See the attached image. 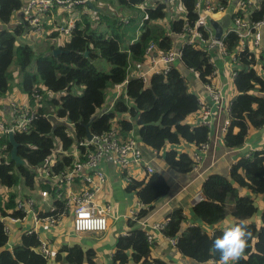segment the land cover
I'll list each match as a JSON object with an SVG mask.
<instances>
[{"label": "trees", "instance_id": "obj_1", "mask_svg": "<svg viewBox=\"0 0 264 264\" xmlns=\"http://www.w3.org/2000/svg\"><path fill=\"white\" fill-rule=\"evenodd\" d=\"M24 1L0 0V102L11 88L8 68L12 62H15L21 75V92L29 97L36 89L41 100L36 107L29 98L36 110V118L27 132L14 134L17 154L26 166L16 165L11 160L8 136L0 134V217L22 216L15 208L18 196L15 189L21 184L29 190L47 188L37 178V170L52 154L56 143L60 144L61 151L68 153L74 143L83 141L84 125L93 116L96 117L89 125L92 135L106 133L113 124L121 138L135 129L136 139L141 146L163 152L162 160L168 169L190 174L193 161L189 153L179 147H199L208 140L211 132L201 123L186 122L200 108L197 96L189 91L176 67L165 75L151 76L147 83L133 70L143 62L149 43L169 50L173 45L171 34L182 33L185 27L194 23L197 18L194 8L196 0H179L182 17L174 18L168 16V5L159 0H91L93 3L113 5L117 9L110 12L104 6L99 12H93L88 7H78L79 20L62 45L54 42L58 32L52 28L56 23H42L46 30L44 41L49 45L37 55L27 43L15 47L16 39L28 30L26 23L9 26L12 16L21 9ZM149 1H154V6ZM213 1L226 8L232 2ZM138 6L143 7L144 12ZM124 9L135 10L137 14L130 17L122 15ZM144 13L146 18L136 25ZM94 16L97 21L93 19ZM248 17L251 21L264 20V0L260 1L257 9L248 11ZM138 26L141 31L137 38H133L126 48L122 47L120 42L125 41L126 36L134 33ZM223 44L227 54H234L232 64L235 69L230 82L233 96L227 114L228 123L218 154L242 147L250 129L264 127V48L259 51L239 48L238 38L233 33L225 36ZM55 49L68 52L53 56ZM180 50V65L196 72L202 83H209L214 71L211 55L186 43L181 45ZM96 60L103 61L110 70L102 71ZM30 65H34V71H30ZM123 81L127 82L125 97L121 95L112 108L107 109L106 90ZM77 88L81 89L80 93ZM44 91L51 96L47 102H43ZM234 153V162L228 169L225 168L226 174H208L201 183V200L193 205L192 212L203 227L191 225L182 230L185 220L182 207L176 206L166 213L169 221L162 229V235L174 238L178 253L194 264L219 259V254L213 253L211 245L224 230L215 226L228 215L233 223L244 221L251 232L244 257L229 264H264V205L258 214L261 225L250 221L258 213L255 198L264 195V150ZM69 162L70 157L63 155L55 172ZM124 191L134 194L137 201L145 206L136 216V220H141L154 211L155 203L168 194L169 187L161 172L154 171L141 179L130 178L125 183ZM228 201L232 202V207H229ZM53 206L55 210L52 212L39 211L38 215L57 214L61 203L55 201ZM136 220L127 219L128 231L116 237L109 263L167 264L157 258L148 259L152 244L148 243L144 230ZM205 226L212 229L207 232ZM7 241L8 235L0 220V264H47V259L36 251L40 242L35 233L22 234L19 243L11 249L7 247ZM55 260L60 264H96V252L77 244L62 245L55 254Z\"/></svg>", "mask_w": 264, "mask_h": 264}, {"label": "built area", "instance_id": "obj_2", "mask_svg": "<svg viewBox=\"0 0 264 264\" xmlns=\"http://www.w3.org/2000/svg\"><path fill=\"white\" fill-rule=\"evenodd\" d=\"M87 1L90 0H26L21 7L22 17L16 24L26 23L27 33L43 37L46 30L42 27V19L52 11L58 10L60 11L58 16L65 15L66 18L62 23L54 25L52 30L57 31L59 36L67 38L74 28L75 22L79 20L78 7L87 8ZM252 5L251 0H236L232 10V25L225 29L221 40L216 41L207 17L220 18L227 8L217 1L196 0L194 8L197 18L194 23L185 27L182 33L171 34L173 45L169 50L149 43L144 51V60L138 65L139 71L135 75L147 83L153 75L167 74L172 66L180 61V47L186 43L211 55L210 62L214 68L212 77H214L216 65L213 55L220 59L226 57L231 60V63L235 61L234 54H227L223 44V39L229 33L237 36L239 48L262 50L264 47V20H249L248 11ZM179 6L181 7L180 1ZM137 8L144 12L143 7L138 6ZM145 18L144 13L141 16V21ZM93 19L98 20L96 16ZM192 73L198 78L196 72L192 71ZM233 75L234 72L231 73V77ZM125 83L126 81L115 85L116 90L119 91L116 92L114 99L119 97L120 89ZM203 84L211 105L200 104L199 123L209 127L211 132L208 140L196 147L190 156L193 161L192 171L195 173H198L202 168L209 151L211 152L209 166H214L218 162L217 150L223 143L222 135L228 123V119L223 118L222 113L228 114L230 104L224 91L226 83L221 84L220 87L213 84L212 80ZM29 98L34 101V105L37 107L41 100L39 91L33 90L29 97L26 96L23 101L14 97L7 99V111L0 108V134H7L9 131L15 134L29 130L30 124L36 118V110L31 106ZM118 131L116 125L113 124L106 133L92 135L89 141L86 139L77 141L68 153L61 151L60 144L56 143L55 149L47 159V166L44 169L40 167L36 173L37 178L43 181L47 188L28 189L27 195L24 192L18 193L15 208L22 213V216L0 217L4 232L10 236L12 224L22 222L29 216L33 225L25 231L26 234H36V228L39 226L58 227L64 219H68L72 233L76 236L83 233L105 232L109 226L108 220L112 216V205L104 197L107 177L98 167L100 160L106 153L112 154L120 178L125 183L130 180L128 173L131 170H143L145 175L154 172L151 162L144 160L133 130L125 138H121ZM63 155L69 156L70 162L55 172L56 165L61 161ZM198 199L201 200L200 195ZM49 201L51 202L49 203ZM55 201L61 203V209L57 214L43 217L38 215L39 211L52 212L55 210L53 206ZM42 206H46V208L41 209ZM142 208L145 206L137 202L136 208L128 211V219L136 220L137 213ZM168 221V217H165L162 221L148 226L145 218L136 220L139 227L144 230L149 244L154 242L155 234H160ZM167 239L170 245L175 247L176 240L174 238ZM38 240L40 243L36 251L47 261L52 259L54 250H52L51 242L41 238Z\"/></svg>", "mask_w": 264, "mask_h": 264}, {"label": "crops", "instance_id": "obj_3", "mask_svg": "<svg viewBox=\"0 0 264 264\" xmlns=\"http://www.w3.org/2000/svg\"><path fill=\"white\" fill-rule=\"evenodd\" d=\"M159 1L166 3L168 5L170 10L168 16H171L173 18L182 17V9L179 6V0H159ZM251 1L253 4L251 6L252 7L251 9H257L261 0H251ZM232 2H236V0H232ZM176 4L177 6H175ZM100 5H102V8L104 6H107L104 2L94 3V6H96L101 10ZM152 6H154V1L152 2ZM114 7L115 6L113 5L107 6L110 12H112L113 9H117ZM178 8H180L181 10H178ZM129 12L128 10L125 9L121 11L122 15L123 14L128 15ZM59 13L60 11L54 10L50 14L45 15V17L42 19L43 23L46 25H50L51 21L56 24L62 23L63 20H65L66 16L62 15L61 17H59L58 16ZM21 15H22L21 9L18 12L14 13L10 25L11 26L15 25L22 17ZM163 23L167 28L166 21H164ZM27 34L30 35V39L32 40L31 43L33 44L32 48L34 50H36L35 47L38 45L37 44L38 41H41V43H45L44 41L45 34L43 37L42 35L36 37L32 33H27ZM57 38H64V37L63 36L59 37L58 35ZM27 41H29L28 38ZM63 43L64 41L60 45H62ZM45 48L46 47H43L41 50H44ZM213 59L216 65V74L212 78V83L218 87H220L221 84L226 83L227 85L224 87V91L227 99L230 101L233 96V92L230 89L231 73L234 71L235 68L231 63V60L226 57L220 59L215 55H213ZM99 65L102 68L103 66H105L104 72H108L110 70V67L107 64H105L103 61H99ZM175 67L184 77L189 91L197 96L199 100V104L208 103L209 105H211L210 100L207 94L205 93L204 84L193 75L192 71L186 70L184 66L180 65V63H176ZM133 71L134 72L139 71L138 65L135 67V70ZM19 82H20L19 80H16V82L12 84V87L9 90V92L6 94V96L1 100L0 105L2 107L0 108H2L3 110L7 111L6 102L8 98L14 97L21 101H23L26 98V95L23 94L18 87ZM114 96L115 93L113 87L108 88L106 90V108H108V105L109 103H111V100ZM200 111L201 109L199 108V110L196 113L192 114L186 119V122L190 124H198L200 122L199 120ZM222 117L227 118V114L223 112ZM133 132L136 137L137 136L136 130L134 129ZM143 148L141 149V151L144 160L151 162L154 171L155 170L157 171V168H159L158 171H160L161 174L164 176L167 185L169 187L168 194L160 198L155 203L154 211L151 212L147 217H145L146 224L150 226L156 222L158 223L162 221L163 218L166 217V213L168 211H170L172 208L176 206H179L182 207L183 214L185 216L184 223H182V227H181L182 230L185 229L187 226H191V225H200L203 227L204 226L203 223H201V221L192 212L193 205L196 202L200 201V199H198V196L199 195L201 196L200 186L202 181L206 178L208 174L217 172V171H211V169L216 167L223 158H227V157L229 158V160L224 162L222 165V167L228 169L229 166L234 162V155H233L235 154L234 152L240 153L249 150L264 149V127L260 129H250L244 145L238 148L237 151L236 150H234L233 152L224 151L218 154L219 151L218 149L217 150L218 162L211 167L209 166L210 155H211V152L209 151L205 159V162L198 173H195L193 171H191L190 174H180L177 172H173L164 165L162 160L163 152H156V151L154 152L153 150H149L145 147ZM179 149L188 152L189 155L191 156V154L196 150V147L194 145H180ZM98 167L101 168L107 176V183L104 189V197L110 203L112 202L114 207L112 208L113 217L110 216L108 220L109 223L108 229L103 233H83L80 236H76L72 233V229L70 223L68 222V219L62 220L59 226L55 228H44L43 226L37 227L36 234L38 238L49 240L52 245V250H54V256L52 259L47 261V264H60L55 260V254L57 253V251L61 248L62 245L71 246L75 244L79 245L83 249H88V248L94 249L96 252V264H110L109 261L111 258V254L113 252L112 250L116 237L119 234H125L128 231V227L126 224V221L128 219L127 214L129 210L136 208V203L138 201L134 194L132 193L129 194L124 191L125 183L123 182V180L120 179V174L114 163L112 154L106 153L105 156L100 160ZM128 175H130L131 178L141 179L145 174L143 170L134 169L131 170V172H129ZM19 188H21V186H19ZM24 189H25L24 191H26L24 193L27 195L28 189L25 187ZM15 190L17 191L18 188H16ZM257 198L259 199L261 205L258 208V213L256 214L258 216L261 207L264 205V195L259 196ZM228 205L229 207H232V202L228 201ZM252 219L253 217L250 220ZM227 223H233V219L230 215H228L223 222L215 226V228L224 229ZM32 225L33 223L31 221L30 216L26 217V219L22 222L12 224V232L11 235L8 236L7 247L11 249V247L19 243L21 235L25 234V231L30 229ZM205 228L208 230V232L210 231V229H212V227H207V226H205ZM85 236L88 237L87 238L88 241H83ZM97 239L99 241H102L100 242L99 245L95 243ZM106 250L108 251L106 252ZM153 258L160 259L166 262L167 264H194L191 260L181 256L180 253H178V251L176 250V248L170 245L167 237L163 236L161 233L155 234L154 242L152 243V248L150 249L149 252L148 259L152 260ZM98 259L99 261H97ZM205 264H209V262Z\"/></svg>", "mask_w": 264, "mask_h": 264}, {"label": "clouds", "instance_id": "obj_4", "mask_svg": "<svg viewBox=\"0 0 264 264\" xmlns=\"http://www.w3.org/2000/svg\"><path fill=\"white\" fill-rule=\"evenodd\" d=\"M139 27L140 26H138V28ZM179 62H176V63H179ZM175 64L172 67H175ZM134 74H136V72ZM124 87L125 85L120 89L119 97H117L116 99H114V97L112 98L111 103H109L108 105L109 109L112 108L113 104L121 97V95L125 97ZM113 89H114L115 94L116 92L119 91V90L118 91L116 90L115 86L113 87ZM129 177L131 178V176ZM250 238H251V232L249 230L248 225L244 221H240L236 223H227L222 234L220 236H217L213 240L212 245H211V249L213 253L219 254V259L217 261H210L209 264H229L230 261H239L242 257H244L245 250L248 247V240Z\"/></svg>", "mask_w": 264, "mask_h": 264}, {"label": "rangeland", "instance_id": "obj_5", "mask_svg": "<svg viewBox=\"0 0 264 264\" xmlns=\"http://www.w3.org/2000/svg\"><path fill=\"white\" fill-rule=\"evenodd\" d=\"M108 6H110V5H108ZM175 6H177V4L175 5ZM100 8L101 9H103L102 8V5H100ZM178 10H181L180 8H178ZM129 12V11H128ZM135 14H137V12L135 11V10H132V11H130L129 13H128V17H130V16H134ZM142 21H141V19H139V22L138 23H136V25H138V24H140ZM11 24V23H10ZM140 31H141V29H140V27L139 28H137L136 29V31L134 32V33H130V34H128L127 36H126V38H125V41H121L120 42V45L122 46V47H124V48H126V46L128 45V43L129 42H131V41H133V38H135V37H137L138 35H139V33H140ZM134 34H135V37H134ZM60 37V36H59ZM27 38H28V40L30 41H27ZM67 39L68 38H66V37H64V38H56V40L54 41L56 44H61L63 41L65 42V41H67ZM32 42V40L30 39V35H28L27 34V32H25V33H23L21 36H19L17 39H16V42H15V47H17V45H19V44H29L31 47L33 46V44L31 43ZM32 45H31V44ZM37 46L35 47V54L37 55V54H39L42 50V48L43 47H46V44L47 45H49L48 44V42L46 41V44L45 43H41V41H38L37 42ZM39 48V49H38ZM95 63L98 65V67L102 70V71H104V69H105V66H103V68L99 65V60H96L95 61ZM29 69H30V71H34L35 70V68H34V65H30V67H29ZM8 72H9V74H10V79H9V84H10V87H12V84L13 83H15L16 82V80H19L20 81V79H21V75L19 74V72H18V68H17V66L15 65V62H12V64L9 66V68H8ZM18 87H19V89H20V86H19V84H18ZM11 89V88H10ZM78 89V91H79V93H80V91H81V89H79V88H77ZM21 91V90H20ZM51 96L49 95V94H47L46 93V91H44V93H43V102H47V99L48 98H50ZM49 106V105H48ZM50 106H53L52 104H50ZM51 117H52V115H51ZM143 148V146L141 147V149ZM144 149V148H143ZM218 156V155H217ZM229 160V158L227 157V158H223L219 163H218V165L216 166V167H214L213 169H211V171H217V172H219L220 174H226V170H225V168L224 167H222V165H223V163L224 162H226V161H228ZM47 164H48V160H46L45 161V163L43 164V165H41V168L42 169H44L46 166H47ZM159 170V168H157V171ZM156 171V170H155ZM158 172H160V171H158ZM25 189H24V186L21 184V188H18V190L16 191V193L18 194V193H23V192H26V191H24ZM255 205L259 208L261 205H260V201H259V199L256 197L255 198ZM51 201H49V203H50ZM111 205H112V208H114L113 207V204H112V202H111ZM46 208V206H42L41 207V209H45ZM257 214V213H256ZM113 215V214H112ZM113 217V216H112ZM250 221H253L257 226H260L261 225V222H260V220H259V218H258V216L257 215H254L253 216V219L252 220H250ZM11 228H12V226H11ZM81 235V234H80ZM80 235H78V236H80ZM82 238V237H81ZM87 236H85L84 237V240L83 241H88L87 240ZM100 242H102V241H99L98 239L95 241V243L97 244V245H99L100 244ZM80 243H82V242H80ZM109 249V248H108ZM108 250H106V252H107ZM97 261H99V259L97 260ZM104 261V260H103Z\"/></svg>", "mask_w": 264, "mask_h": 264}, {"label": "water", "instance_id": "obj_6", "mask_svg": "<svg viewBox=\"0 0 264 264\" xmlns=\"http://www.w3.org/2000/svg\"><path fill=\"white\" fill-rule=\"evenodd\" d=\"M236 2H231V6L227 8L224 11V14L220 18H212V17H207L208 23L210 27L213 30V37L214 40L220 41L221 36L224 33L225 29L230 27L232 25V15H233V9L235 6ZM86 6L90 8L93 12H99L100 9L94 6V3L90 0L86 2ZM11 27V25H9ZM62 52H68L67 50H61V49H55L52 51V55L56 56L57 54H60ZM87 55V52H85V56ZM96 116H93L85 125V139L89 141L92 138V134L89 129L90 122L95 119ZM9 143L11 144V150H10V158L11 160L14 161L16 165H22L26 166V164L23 162V160L18 156L17 154V143L14 141V133L9 131L7 133ZM196 202V201H195ZM194 202V203H195Z\"/></svg>", "mask_w": 264, "mask_h": 264}]
</instances>
